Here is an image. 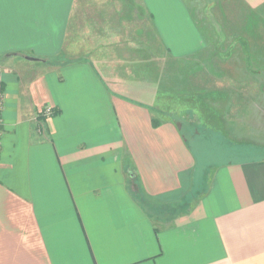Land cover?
Segmentation results:
<instances>
[{
    "label": "crops",
    "instance_id": "0c3cea01",
    "mask_svg": "<svg viewBox=\"0 0 264 264\" xmlns=\"http://www.w3.org/2000/svg\"><path fill=\"white\" fill-rule=\"evenodd\" d=\"M262 62L264 0H0V264H264Z\"/></svg>",
    "mask_w": 264,
    "mask_h": 264
},
{
    "label": "rangeland",
    "instance_id": "374dc122",
    "mask_svg": "<svg viewBox=\"0 0 264 264\" xmlns=\"http://www.w3.org/2000/svg\"><path fill=\"white\" fill-rule=\"evenodd\" d=\"M213 63H214L215 68L217 67L218 69L219 68H223V67H228V68H231L233 66L235 67V62H231V61L222 62L220 60H216V61H213ZM245 63L248 64L249 62H245ZM262 64L264 65V62H262ZM182 71H184V70L182 69ZM213 80H215V78H213ZM260 97H261V101H262L261 102V109L260 108L259 109H254V110L253 109H247L246 110V114L249 116L250 115V112H251L252 113V116H254L255 118H258L259 119L261 117L262 120H264V108H263V105H264V94L262 96H260L258 94V99ZM258 102L260 103V101H258ZM258 133H260V142H258V143H264V128L262 129V131H260ZM251 144L253 145L252 142H251Z\"/></svg>",
    "mask_w": 264,
    "mask_h": 264
},
{
    "label": "trees",
    "instance_id": "16d2710c",
    "mask_svg": "<svg viewBox=\"0 0 264 264\" xmlns=\"http://www.w3.org/2000/svg\"><path fill=\"white\" fill-rule=\"evenodd\" d=\"M207 63L209 64V66L212 65V67H215L213 62L209 61V62H207ZM151 124H152V127H153V128H156V127H158V125L160 124V121H159L157 118L154 117V118H152V120H151Z\"/></svg>",
    "mask_w": 264,
    "mask_h": 264
},
{
    "label": "built area",
    "instance_id": "2783aa9c",
    "mask_svg": "<svg viewBox=\"0 0 264 264\" xmlns=\"http://www.w3.org/2000/svg\"><path fill=\"white\" fill-rule=\"evenodd\" d=\"M0 108H1V98H0ZM52 111L53 110L51 108H45L42 113L45 116H50L52 114Z\"/></svg>",
    "mask_w": 264,
    "mask_h": 264
},
{
    "label": "water",
    "instance_id": "95a60500",
    "mask_svg": "<svg viewBox=\"0 0 264 264\" xmlns=\"http://www.w3.org/2000/svg\"><path fill=\"white\" fill-rule=\"evenodd\" d=\"M28 59H31L32 60L33 58H28Z\"/></svg>",
    "mask_w": 264,
    "mask_h": 264
}]
</instances>
